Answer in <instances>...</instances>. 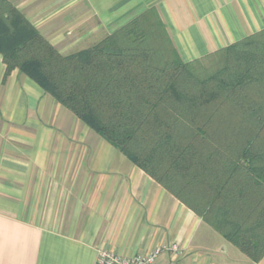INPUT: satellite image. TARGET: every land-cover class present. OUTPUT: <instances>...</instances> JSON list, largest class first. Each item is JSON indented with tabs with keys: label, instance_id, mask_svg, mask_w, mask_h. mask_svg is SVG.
I'll return each instance as SVG.
<instances>
[{
	"label": "crops",
	"instance_id": "obj_1",
	"mask_svg": "<svg viewBox=\"0 0 264 264\" xmlns=\"http://www.w3.org/2000/svg\"><path fill=\"white\" fill-rule=\"evenodd\" d=\"M62 54L154 8L184 62L264 30V0H8ZM0 55V264H96L105 249L160 263L251 261ZM175 244L176 250L167 249Z\"/></svg>",
	"mask_w": 264,
	"mask_h": 264
},
{
	"label": "trees",
	"instance_id": "obj_2",
	"mask_svg": "<svg viewBox=\"0 0 264 264\" xmlns=\"http://www.w3.org/2000/svg\"><path fill=\"white\" fill-rule=\"evenodd\" d=\"M4 79L17 69L198 213L264 255V30L184 62L154 8L62 54L0 0Z\"/></svg>",
	"mask_w": 264,
	"mask_h": 264
},
{
	"label": "built area",
	"instance_id": "obj_3",
	"mask_svg": "<svg viewBox=\"0 0 264 264\" xmlns=\"http://www.w3.org/2000/svg\"><path fill=\"white\" fill-rule=\"evenodd\" d=\"M169 250H176L177 246L172 244L167 247ZM161 249L156 248L152 252L145 255H136L130 258L121 256L112 251L102 249L98 253L96 264H175V263H160L158 255Z\"/></svg>",
	"mask_w": 264,
	"mask_h": 264
}]
</instances>
